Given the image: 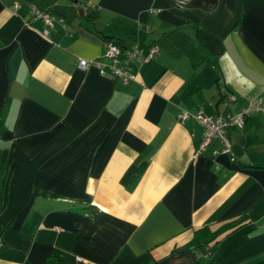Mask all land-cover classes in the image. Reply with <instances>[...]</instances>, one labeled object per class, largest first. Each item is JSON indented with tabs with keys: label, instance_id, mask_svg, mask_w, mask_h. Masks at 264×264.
Returning <instances> with one entry per match:
<instances>
[{
	"label": "crops",
	"instance_id": "crops-1",
	"mask_svg": "<svg viewBox=\"0 0 264 264\" xmlns=\"http://www.w3.org/2000/svg\"><path fill=\"white\" fill-rule=\"evenodd\" d=\"M106 36L157 52L125 84L79 69ZM258 98L264 0H0V264H264V113L231 153L178 118Z\"/></svg>",
	"mask_w": 264,
	"mask_h": 264
},
{
	"label": "built area",
	"instance_id": "built-area-1",
	"mask_svg": "<svg viewBox=\"0 0 264 264\" xmlns=\"http://www.w3.org/2000/svg\"><path fill=\"white\" fill-rule=\"evenodd\" d=\"M86 5L88 6L90 4L87 2ZM150 11L156 13L155 9H151ZM29 14L32 18H39L42 20L45 26L42 29L43 35L47 34L48 27L52 26L54 22H62V18L52 14L50 9L40 8L37 4L32 2L29 4ZM65 33L71 35L68 31ZM156 52L157 46L154 44L148 45L145 50L140 44L134 42L129 49L123 50L118 44L109 40L105 42V62L95 58H80L77 67L81 70H86L90 66H93L125 84L136 79L135 64L148 61ZM231 99H233V97H231ZM254 111L264 113V101L259 98L252 99L239 111L219 114H208L202 109H198L193 113L183 110L178 115V118L180 121H184L192 117L201 126L202 140L199 149L204 148L211 140L217 139L220 142V152L231 153L232 144L229 137L230 128L242 129L245 118Z\"/></svg>",
	"mask_w": 264,
	"mask_h": 264
},
{
	"label": "trees",
	"instance_id": "trees-1",
	"mask_svg": "<svg viewBox=\"0 0 264 264\" xmlns=\"http://www.w3.org/2000/svg\"><path fill=\"white\" fill-rule=\"evenodd\" d=\"M88 8L93 11L92 6H89ZM109 40H112L116 44H120L118 38H116L115 36H106L105 41H109ZM247 119L248 117H246L244 120L243 128L246 125ZM2 174H3V166L0 163V182L2 180ZM215 233H216L215 231L211 232L207 227L196 229L194 230L193 237L190 241L189 246L199 247L202 249V252L204 253L210 252V247L208 246L207 243L214 236ZM42 264H60V257L59 256L48 257L43 261Z\"/></svg>",
	"mask_w": 264,
	"mask_h": 264
},
{
	"label": "rangeland",
	"instance_id": "rangeland-1",
	"mask_svg": "<svg viewBox=\"0 0 264 264\" xmlns=\"http://www.w3.org/2000/svg\"><path fill=\"white\" fill-rule=\"evenodd\" d=\"M81 22H82V24H85V23H86V21H85L84 19H82V21H81Z\"/></svg>",
	"mask_w": 264,
	"mask_h": 264
}]
</instances>
